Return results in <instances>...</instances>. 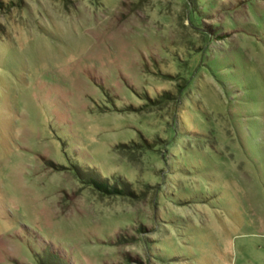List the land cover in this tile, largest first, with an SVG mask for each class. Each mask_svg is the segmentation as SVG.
I'll use <instances>...</instances> for the list:
<instances>
[{
    "label": "rangeland",
    "instance_id": "obj_1",
    "mask_svg": "<svg viewBox=\"0 0 264 264\" xmlns=\"http://www.w3.org/2000/svg\"><path fill=\"white\" fill-rule=\"evenodd\" d=\"M2 1L0 264H264V0Z\"/></svg>",
    "mask_w": 264,
    "mask_h": 264
},
{
    "label": "trees",
    "instance_id": "obj_2",
    "mask_svg": "<svg viewBox=\"0 0 264 264\" xmlns=\"http://www.w3.org/2000/svg\"><path fill=\"white\" fill-rule=\"evenodd\" d=\"M10 7L8 3L3 2L0 0V12H5L6 10H10ZM170 97L169 93H166L163 95V98ZM72 170L75 171V174L80 179V181L87 185L92 187L94 190L98 191L102 195H124L126 193H131L132 191L126 187L125 185H122L119 187V182L115 180L114 182H109L108 179L100 177L98 174H92L89 173H83V169L76 165L71 164ZM86 170H94L92 167H87ZM51 264V263H50ZM52 264H60V263H52ZM62 264V263H61ZM70 264V263H69Z\"/></svg>",
    "mask_w": 264,
    "mask_h": 264
}]
</instances>
